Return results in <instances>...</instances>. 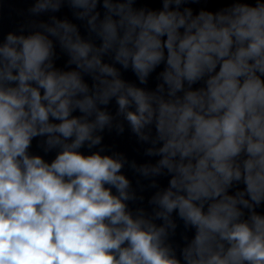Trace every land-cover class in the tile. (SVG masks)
<instances>
[{
  "label": "clouds",
  "instance_id": "1",
  "mask_svg": "<svg viewBox=\"0 0 264 264\" xmlns=\"http://www.w3.org/2000/svg\"><path fill=\"white\" fill-rule=\"evenodd\" d=\"M13 2L0 264H264V0Z\"/></svg>",
  "mask_w": 264,
  "mask_h": 264
}]
</instances>
